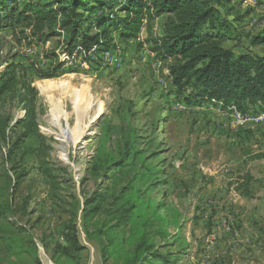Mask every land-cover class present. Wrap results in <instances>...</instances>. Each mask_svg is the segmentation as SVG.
<instances>
[{
    "label": "rangeland",
    "instance_id": "obj_1",
    "mask_svg": "<svg viewBox=\"0 0 264 264\" xmlns=\"http://www.w3.org/2000/svg\"><path fill=\"white\" fill-rule=\"evenodd\" d=\"M220 10L233 30L226 47L264 55V0H232ZM164 20L142 27L137 38L114 31L104 49L80 46L72 56L58 48V38L22 45L16 62L39 92L49 160L67 171L52 188L38 161L25 160L15 206L32 200L0 220L1 235L11 236L0 240V264H137L142 256L143 264H264V158L255 159L264 156V105L244 110L202 101L199 89L179 90L173 62L153 52ZM84 31L97 33L87 25ZM2 35L10 38L9 31ZM128 141L142 160L111 168L110 158ZM3 153L0 184L5 167L12 175ZM139 171L150 175L133 181ZM246 173L252 199L236 191ZM104 197L103 210L89 212V200L97 205ZM113 198L114 213L106 217ZM71 223L83 246L75 259L65 240ZM20 227L28 234L20 236Z\"/></svg>",
    "mask_w": 264,
    "mask_h": 264
},
{
    "label": "trees",
    "instance_id": "obj_2",
    "mask_svg": "<svg viewBox=\"0 0 264 264\" xmlns=\"http://www.w3.org/2000/svg\"><path fill=\"white\" fill-rule=\"evenodd\" d=\"M230 1L24 0L19 3V0H0V150H4V165L12 172L10 175L5 167L0 184V220H8L17 211L24 212L32 200L31 197L24 199L22 208L15 206L14 193L26 176L25 160L38 161L52 188L67 171L56 168L49 160L53 149L48 137L40 130L39 92L26 69L16 62L23 44H46L58 38V48L72 56L80 46L89 52L93 47L104 49L114 31L124 39L137 38L142 27L150 29L158 18L165 16L162 34L152 40L153 52L161 59L173 62L170 76L179 90L199 89L198 97L202 101L220 100L244 110L245 105L263 106L264 55H236L226 47L233 30L220 9L226 8ZM119 13L123 16H118ZM84 25L95 27L97 33H86ZM3 31H9L10 38L2 35ZM17 110L24 113L22 118L16 116ZM261 158L264 156L255 157ZM110 159V167L119 169L130 164L136 167L142 160L135 141H128L125 152H119L117 159ZM148 175L150 172H136L133 181L142 178L144 181ZM241 179L236 191L252 199L253 177L246 173ZM95 199L89 200L94 205L89 212H101L106 204L105 197L97 205ZM117 199L111 200L106 217L113 215ZM76 205L77 200L75 210L71 212L74 215L79 211ZM132 206L136 208L134 213L142 210L135 201ZM18 229L20 236L28 234L25 228ZM66 229L65 240L68 250L72 251H68V255L75 259L83 246L79 243L75 225L71 223ZM10 238L3 237L0 230V240L9 242ZM14 244L16 241L10 242L11 247H16ZM144 259L142 256L137 264H143Z\"/></svg>",
    "mask_w": 264,
    "mask_h": 264
},
{
    "label": "bare ground",
    "instance_id": "obj_3",
    "mask_svg": "<svg viewBox=\"0 0 264 264\" xmlns=\"http://www.w3.org/2000/svg\"><path fill=\"white\" fill-rule=\"evenodd\" d=\"M45 84H46V83H45ZM46 85H47V84H46ZM46 85H45V86H46ZM43 86H44V85H43ZM40 88H42V87H40ZM47 92H48V91H47Z\"/></svg>",
    "mask_w": 264,
    "mask_h": 264
}]
</instances>
